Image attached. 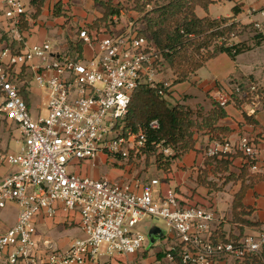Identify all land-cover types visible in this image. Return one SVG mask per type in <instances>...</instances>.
Here are the masks:
<instances>
[{
	"label": "built area",
	"instance_id": "obj_1",
	"mask_svg": "<svg viewBox=\"0 0 264 264\" xmlns=\"http://www.w3.org/2000/svg\"><path fill=\"white\" fill-rule=\"evenodd\" d=\"M32 1L0 0V121L21 133L17 152L5 156L17 171L0 182V209L10 204L19 209L17 223L0 229V252L5 254L0 264H87L103 255H137L145 243L140 227L148 216L165 222L179 241L166 253L170 263L245 264L254 258L264 263V233L214 240L215 213L185 205L171 186L157 191L164 183L160 180L142 185L138 180L133 184L69 173L75 164L95 166L101 154L129 163L147 155L148 136L143 131L124 133L123 120L136 90L153 88L168 100L170 84L157 82L163 54L135 26L121 36L102 39L82 30V40L90 47L98 45L91 61L63 54L47 41L29 44L22 28L33 14ZM235 40L233 35L217 45L229 47ZM34 85L46 93L45 117L31 112L27 98ZM263 95L264 88L251 82L233 84L213 99L222 107L239 104L246 117L253 118L264 105ZM248 106L252 109L246 111ZM150 128L159 129V123L152 122ZM160 149L165 157L174 155L170 148ZM237 150L253 173L264 174V140L242 135ZM230 152L228 144L216 141L207 156L220 158ZM59 203L64 213L80 216L84 234L67 249L36 239L35 219L55 218Z\"/></svg>",
	"mask_w": 264,
	"mask_h": 264
},
{
	"label": "crops",
	"instance_id": "obj_2",
	"mask_svg": "<svg viewBox=\"0 0 264 264\" xmlns=\"http://www.w3.org/2000/svg\"><path fill=\"white\" fill-rule=\"evenodd\" d=\"M101 1L107 3L109 0ZM124 1L127 2L128 0L113 1L114 7L119 10V15L110 17L104 24L95 25L96 22L104 18L105 14L103 7H99V10L94 8L100 5L96 0H33L31 2V14H33L23 26L22 35L24 40L31 45L50 42L48 39H56L57 44L54 46L61 53L69 54L74 58L79 57L82 61H91L94 52L96 53L98 50V45L90 47L82 40L80 38L82 30H87L90 38L99 37L102 39L108 35L117 37L128 33L138 20L145 30L146 25L143 20L145 15L133 10L129 16H126L123 8H121ZM130 4L135 8L133 2ZM217 5L223 6L221 12L215 9ZM236 7L241 9L239 15L234 13ZM38 11L40 12L39 17L34 19ZM195 13L200 19L234 18L236 23L244 27L253 25L248 31L252 28L255 29L254 36L244 32L235 40L236 43H242L246 48L252 50L246 51L236 59L226 53L216 55L202 69L193 74L185 84L174 87L176 77L166 65V72H161L157 77L158 83L167 82L170 84V98H176L177 102L190 107L192 110L200 108L204 111V116H207L214 110L213 96L215 93L229 91L233 84H247L264 80V52L259 47L264 43V0H216L214 4L209 6L208 10L198 7ZM47 19L49 21H46ZM51 25H54L55 28L60 27L54 30L51 29ZM257 25L260 26V29H257ZM258 35L263 36V42L259 45L256 38ZM79 44L83 46L82 54L75 49ZM178 92L180 93L178 94ZM27 99L34 117L39 118L47 115V96L42 89L35 85L32 86ZM225 110L227 117L220 120L217 127L228 130L227 135H220V139L229 145L231 152L224 157L209 158L207 151L218 141L217 138L212 137L205 130L195 131V149L177 160L170 174L166 175L162 171H158L164 175L166 180L157 191L163 192L167 186H171L177 190L185 205L200 206L212 210L216 215L212 233L214 240H239L249 236L256 237L264 233V178L262 176L264 174L253 173L247 169L244 154L237 150L242 135L264 140V109L251 118L255 122L254 125H250L246 121L243 110L238 109L234 104H229ZM18 132L20 141L21 133L19 130ZM11 153L15 152H8L7 154ZM262 158L260 166L264 168V152ZM226 161L231 162L228 171H224V167L221 166ZM122 162L119 166L124 167L117 170V178L94 173L93 179L109 178L114 181H130V183L135 184L138 180L137 174L134 173L135 164L123 160ZM88 165H80L81 168L76 174L92 178ZM184 165L191 170L178 176L176 169ZM16 171L15 167L6 162H0V182ZM230 175L237 179L227 182ZM240 176L241 178L238 179ZM152 180L157 179L153 178ZM238 195H242V207L237 212H243L245 215L236 219L234 203ZM57 207L58 213L55 218L38 216L35 219L36 239L40 244L51 242L60 249H67L75 239L78 237L80 239V216L64 213L62 203L57 204ZM18 215L19 209L15 204L0 209V229L7 230L13 227L17 223ZM151 227L150 225L144 226L148 231ZM166 237L167 233L165 232L164 236L159 239L160 242L163 241L161 248L153 253L142 251L133 256L102 257L97 263L87 264H154L156 261H161L164 264H178L170 263L166 259V253L178 246L179 241L173 231L169 240H166ZM4 258L5 254L0 252V262ZM254 261L259 262L258 264H264L259 258H254L245 264H253ZM219 264L239 263L227 261Z\"/></svg>",
	"mask_w": 264,
	"mask_h": 264
},
{
	"label": "trees",
	"instance_id": "obj_3",
	"mask_svg": "<svg viewBox=\"0 0 264 264\" xmlns=\"http://www.w3.org/2000/svg\"><path fill=\"white\" fill-rule=\"evenodd\" d=\"M114 0L107 3L96 0L104 11V18L96 22L95 25L106 23L110 17L119 15L113 5ZM135 5L134 10L144 14L145 30L142 32L148 35L162 52L164 62L176 77L175 83H185L190 77L202 69L205 64L216 55L226 53L233 59L246 51L242 43L234 42L231 46H218L217 42L223 38L231 39L234 35L238 38L253 25L244 27L236 23L234 18H222L213 20L210 18L200 19L195 11L198 7L208 10L209 6L216 0H157L153 10L147 8L153 0H128ZM159 2H163L162 5ZM235 15L241 13V9H234ZM40 12L34 16L39 17ZM257 44L263 42V36L258 35ZM214 46V52L209 49ZM83 46L77 45L76 51L82 54ZM235 52V53H233ZM239 104L237 108L239 109ZM227 113L225 107L214 103V110L204 116L202 113H194L192 110L183 106L172 107L170 103L159 96L158 90L153 88L141 87L135 91L127 115L123 120L124 133H139L143 131L148 136L149 150L147 156L156 155L161 147L170 148L174 155L165 157L163 153L156 157V166L159 171L168 175L177 160L194 150L196 145L195 131H206L212 137L221 141V134L227 135L228 130L218 128L220 120L225 119ZM159 123V129L150 128L152 122ZM250 125H254V120L246 117ZM222 142V141H221ZM154 144V145H153ZM160 146V147H159ZM229 161L221 164L224 171H228ZM246 168L250 170V165L246 163ZM264 178V175H262ZM241 176L238 178L240 179ZM237 178L230 175L227 182ZM177 191V190H176ZM242 195H238L234 203V215L236 219L244 216L243 212H237L242 206ZM224 240V239H222ZM259 262L254 261L253 264Z\"/></svg>",
	"mask_w": 264,
	"mask_h": 264
},
{
	"label": "rangeland",
	"instance_id": "obj_4",
	"mask_svg": "<svg viewBox=\"0 0 264 264\" xmlns=\"http://www.w3.org/2000/svg\"><path fill=\"white\" fill-rule=\"evenodd\" d=\"M154 2L148 6L147 10L148 11H151L153 10V8L155 7V3L157 2V0H153ZM160 5L163 4V2H159ZM123 7V12L125 13V15L129 16L130 13L134 10V6L130 4L129 1L123 3L122 5ZM99 7H102L100 5H97L96 7L94 8H98L99 10ZM223 8V6L221 5H217L216 6V10L217 11H220L221 12V9ZM229 8V7H228ZM95 9V10H96ZM233 15V13H232ZM46 21H49V19H47ZM133 21V20H132ZM134 22V21H133ZM136 24L134 25L136 29L138 30H142V32L144 31L143 30V27L142 25L140 24L141 22L138 20L135 22ZM49 25V24H47ZM46 25V26H47ZM54 25H51V29H59L60 26L58 27H53ZM76 31H79L78 29H76ZM246 34L248 35H253L255 34V29L252 28L250 29L249 31L247 30L246 31ZM50 41L51 44L53 45H56L57 44V40L56 39H48ZM260 49H262V51L264 52V43L263 45L259 46ZM258 47V48H259ZM256 49V48H254ZM209 51L213 52L214 51V46H212ZM163 66L161 67V70L160 72H166L165 70V65L167 66L166 62H163ZM188 82V81H187ZM185 82V83H187ZM185 83H175L174 82V87H176L177 85H182V84H185ZM254 85L258 86V87H263L264 88V80H260V81H255L254 82ZM180 92H178L179 94ZM45 96H46V93H45ZM170 105L172 107H176V106H183L185 108H188L189 110H192L190 107L188 106H185V105H182L180 104V102H177L176 98H169L167 100ZM252 109L250 106H248L246 108V111ZM259 109L260 111L262 109H264V105L262 106H259ZM194 113H202L204 115V111L203 110H200V108H197L196 110H192ZM259 113V112H258ZM20 139V134L18 132V129L17 127H15L14 125L12 124H9L5 121H0V162L2 163H5V156L7 155L8 152H16L18 147H19V141ZM162 149H158V153L156 155H150V156H147V155H142L140 157V159L135 162V172L138 176V181H139V184H142V185H147L148 183L151 182V180L153 178L157 179V180H160L161 182H164V175L162 173H159L157 170V166L155 164L156 162V157L161 154ZM97 164L95 166H93L92 164H89V169H90V176L93 178L94 177V173H98L100 176H104V175H111V176H114V177H118V171L117 170H121L124 166H119L121 165L122 160H119V159H116L112 156H107V155H104V154H101L98 156V160H97ZM80 166L78 164H75V165H72V166H69V173H73V174H76L79 172L80 170ZM189 170L191 169H188V167L186 165L182 166V167H178L176 169V172L178 173V176L181 175V173H187ZM130 182V181H128ZM167 182V181H166ZM165 182V184H166ZM160 189V187H159ZM156 226L162 230H164L166 233H167V237H166V240H169L171 238V235H172V230L171 228H169L167 226V224L163 221H155L154 219H152L151 217H146L145 220H144V223L141 225L140 229L141 231L143 232L144 234V238H145V243H144V246H143V252H148V253H153L157 250H159V248H161L162 246V242H160V240L158 241H154L152 239V237L149 235V231L146 230V228H144V226ZM80 233V238H84V234L83 232L80 230L79 231ZM77 234V233H76ZM79 238V237H78ZM105 252V248L103 247L102 248V253ZM103 257H108L106 255H103ZM110 258V257H108ZM100 259H98L97 262H99Z\"/></svg>",
	"mask_w": 264,
	"mask_h": 264
},
{
	"label": "water",
	"instance_id": "obj_5",
	"mask_svg": "<svg viewBox=\"0 0 264 264\" xmlns=\"http://www.w3.org/2000/svg\"><path fill=\"white\" fill-rule=\"evenodd\" d=\"M164 234L165 232L156 226H152L149 229V235L152 237L154 241L161 239L164 236Z\"/></svg>",
	"mask_w": 264,
	"mask_h": 264
}]
</instances>
